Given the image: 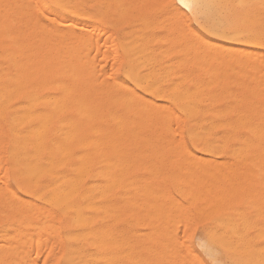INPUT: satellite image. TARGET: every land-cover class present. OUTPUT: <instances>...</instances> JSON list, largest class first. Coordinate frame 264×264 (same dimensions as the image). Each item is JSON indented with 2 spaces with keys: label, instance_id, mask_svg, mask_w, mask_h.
<instances>
[{
  "label": "bare ground",
  "instance_id": "1",
  "mask_svg": "<svg viewBox=\"0 0 264 264\" xmlns=\"http://www.w3.org/2000/svg\"><path fill=\"white\" fill-rule=\"evenodd\" d=\"M130 1L129 0H77L78 3L86 6L85 7L86 15L81 16V17H64V16H62L61 19L68 18L70 23H76L77 24L78 30L87 31L89 36H91L92 33L93 34L95 33V32H93L94 30L96 31V35L99 34L100 31L101 32L105 31L104 33H106L107 29L104 28L105 30L104 29L101 30L102 28L100 26H104L106 24H107L106 26L111 25L110 24L111 22L113 25V23H114L113 20H115L117 18H118L117 20H119V19L124 20L126 15L129 14L128 13V11L130 10L129 8H131V10L134 12L135 9L132 7H135L136 5L132 6V4H134V2L132 3V1H131V3H130ZM144 1L145 0H143V1L140 0V4H144L143 3ZM150 1H151V3L153 1L156 4V3H159L158 1H160V0H158V1L150 0ZM218 1H221V0H218ZM218 1L217 0L216 1L215 0H197V2H201V3L209 2V3L220 4ZM232 1H236V0H232ZM232 1L230 0V2H232ZM239 1L240 0H238L237 2L239 3ZM39 2H40V0H0V60H1V62H3L2 64H0V131L1 130L7 131V145L5 148V153H6V159L9 163L8 166L11 170V177H12L13 181L17 184V186L21 190V192L23 191V193H26V195L28 194V196L30 195V197H35V198H39L42 200V202H41L42 207L41 206L37 207L38 204L35 205V207L37 209L43 208V210L41 212H43L44 214H46V212H47V214H49V215L51 214L50 212H58L64 216V218L66 220L65 223L67 226H65V227L63 226V227L64 228L67 227L66 233L67 232L72 233L71 237L65 236L66 241H67V242L66 241L65 242L67 243V245H70V247L68 248V252H69L70 257L76 262V264H88L89 259H91L85 253V247L83 248L82 244H87V246H88V243H90V244L93 243L94 248H95V249L93 248V250H95L94 251L95 253L94 254L90 253V254H92L93 256H95L97 258V260L94 259V261L96 260V262L101 257L100 256L101 254L98 255V252L101 253L100 251L104 250L107 246L112 247L116 244V243H114L117 240V239L115 240V238H114L115 235L111 236V234L116 233L115 231H117L115 228L112 227L113 223L112 222L107 223L108 225L109 224L111 225L112 229H114L113 233H111L112 229L110 228V226L107 229H102V228H104L103 225L101 228V227H99L100 225H98L97 223H99L100 221H102V223H103V221H105L104 219H108V217L105 218L106 215L109 217L112 216V219L114 218L115 220L111 219V221H113L115 223L120 219L119 218L116 221V215L118 214L117 217H120L119 216L120 212H118L119 208L118 209L115 208V209H117V214H114L113 212H111L113 214L110 215L111 213H109L108 211L113 208L112 207L113 201H110V199L112 200L111 196L119 187L118 185L122 181L125 180V178H126V177L124 178L125 171H129V170H127L128 165H129V167L131 166L129 163L131 154L128 152V150H130V149H138L139 151L142 149L143 150H147V149L148 150H151V149L155 150L156 149V151L158 149L159 150L160 149H168V151H171V149H173L174 151H177V149H184L183 151L186 152L187 148L191 147L192 149H198L204 155V157H201V156L197 157V156H194L193 153L189 154V152H190L189 151L188 154L185 153L182 156L180 155L181 157H178L179 159H181L180 162L182 164H183V162L192 164V162H195V163L200 162L201 163L203 161L205 163V161H210L206 156L215 157L216 155L219 154V152L221 150H227V157L226 158H228V160L232 161L233 163L236 162V164L237 163L256 162L258 160L257 164H255V163L253 164L255 166L258 165L257 166L258 171L256 170V167H253V165L251 163H250V165H252V166L249 167L251 170H249V168L248 169L246 168V169L249 170L248 173L251 176L250 172L254 171L253 168H255V171L252 172L251 177L253 178V174H254V176L258 175V178H256V179L263 182L262 180H264V74L260 73V72L262 70L261 68L264 67V65L263 66L260 65L261 70H259L260 72H258L259 65L257 66L256 63L258 62V59H259L258 53L260 51L259 52L257 51L258 53H256V55H255V52H256L255 49L260 48L258 41L256 43L245 44V43L241 42V38H236L233 40L236 42L238 47H233L229 41L221 42V41H215L211 38H201V37L196 36V38H194V39H193V37L191 38V40L193 39V41L191 43L190 42L188 43V41H186L187 43L185 42V44H184V42H183V44H181L182 42L181 43L178 42V43H180L181 46L178 48L179 50H177V48H176L177 43H175V41H177V40L179 41V39H176L178 37L175 38V37L171 36V37H173V39L175 38L174 40L172 39L176 45L175 49H174V47L172 46L174 43H173V41H171V38L168 35V33L170 32V34H171V31H174V32L176 31V29L173 30L174 28H172V30H171L169 27H171L173 25L174 18H176V16L178 14L175 13V15H173L172 12H171V15H170V13L167 14V16L170 18L172 17V15H173V17L175 16L174 18L173 17L171 18L173 21L172 24H171L170 18H169L170 23L167 22L168 17L165 14V16L167 17V20H166V17L164 16L166 21H164L163 23H165V22L168 23L167 26L170 24V26H168L166 28V30L163 27L166 25V23L163 26H162V24L160 26V23H159L161 20H164L163 17L160 16V17H162V19H161L157 14V17H159V19H161V20L157 19V21L155 22L154 17L153 18L151 17V20L153 19V21L156 24L159 23V26L161 28L163 27L165 32L167 30L169 31V32L168 31L166 32L167 33L166 36L170 38L169 40L171 41V44H170V42H164L165 39L162 40L163 38H166L163 33L161 36H159L158 34H157L158 36H156V34H154V35L151 34L153 36L151 38H154V36L159 37V39L155 38L158 41L153 39L152 44L155 42L156 43L158 42L157 44L159 45V43H161V44H163L162 45L163 47H165L164 46L165 43L170 44L171 46L167 45L170 47L169 51H166L169 48V47L167 48V46L164 48L166 50H163V52H165L164 53L165 56L168 55L166 52L171 53V54L173 53V51L170 52L171 48L173 47L174 50L178 51L177 52L178 55L176 54L174 56L177 58H178L179 54L182 56L181 59H177V60H180L179 62L177 61V63L189 64L190 62L193 61L192 62V63H194L193 65H195L197 67L196 73H197L199 68H201L199 70L203 69L202 71L205 72V73H203V75H206V80L201 82V81L196 80L197 78L191 77V75L193 73H192V70H190L191 75L188 74L189 73L187 70L188 66H187V69L185 68L187 72L184 71V73H179L180 70L178 69L179 71L178 72L176 71V73L178 75H176L174 73V69L176 67L182 69L183 65L180 64V66H182V67H179V65L177 66V64L175 66V64L173 65V61L171 62V65H173V66H168L170 63L167 64V66H166V63H164L163 64L164 66L160 67L159 66L160 64L158 65V63H160V62H158V59L159 58L161 59L162 56L164 58V55H160V54L156 55L153 53L151 54V52H152L151 48H150V52H149V50L146 47V42L148 44V41H146L145 36L140 35V34H133L132 31H130L133 29H129L127 31H123L120 34L118 39L116 38L117 39L116 43L114 40V42H112V44L111 43L108 44L107 42H106L107 44H105V43H103V41L104 40L106 41V39H102L103 40L102 43L105 45V47L107 46V48H108L109 46H112L111 48H109L110 50L111 49L114 50V47L117 46V48L120 51L121 59L126 63L128 69H129L128 74L122 75L121 79H112V81H111L112 83H109L108 80L104 79V78H107V76L104 77L105 76L104 75L103 79L105 80V82H103L104 81L103 79H101V80L99 79V81H98L96 79V76H94L95 73L92 71V69H90V68H92L91 67L92 62H91L90 58L87 56V49H82L79 46V38H75V39L66 38L63 34H59V35L55 34L53 32L45 30L43 28V26L38 23V21H37L38 11L36 9V5ZM50 2H52V0H50ZM146 2L148 3V1H146ZM227 2L228 1L223 0L222 5L224 4L226 6ZM230 2L228 3V5H229L228 8L230 6H232L231 4H233V3L230 4ZM257 2H258V4H257ZM136 3H138L137 0H136ZM240 3H239V5H242V1ZM244 3H245V1H244ZM244 3H243V5H245ZM250 3L252 4L253 0H250L248 5ZM255 4L258 6V8L253 9L254 11L252 10V8H250V7H252V5H250V7H247L248 9L250 8V10H252L253 13H255L256 10H257L256 13L258 12L257 13L258 19H256L254 17V15H257V14H252L250 10H247V12L250 11L249 15H251L252 20H254V22L252 21V24H251L250 19H249L250 21L248 20L249 22L247 21V23H242L243 20L241 21V19H240V21L239 20L237 21L235 16H234V18L236 20V21L234 20L235 22H238L239 24L241 22L242 24H245V25L249 23V25H246V27L251 26L250 27L251 29L246 30L245 27L239 28V26L242 27L244 25H242V24L239 25L237 23L239 25L238 26L234 21H233L234 25H233L232 21H231V23H232L231 25L235 26V24H236V26H238V28L236 27L238 30L235 27L231 28V25L229 27L228 24L230 21L227 22L228 23L227 28L229 27L230 30L231 29L237 30V31L233 30V33H245V34H251L254 36H258L260 34V32L262 30H264V8L261 7V0H259V1L256 0V3L254 0L253 5L255 6ZM129 5H131V7ZM154 5H152V6H154ZM222 5H221V9H222ZM147 6H150L149 3H148V5H146V8H147ZM234 6H236V5H234ZM234 6H233L234 12L235 11L236 12L237 11H245V10H243L244 7L242 8L240 6H239L238 10L237 9L234 10ZM246 6H247V4H246ZM137 7H138V9L139 8L144 9L145 6L139 7V4H137L136 8ZM150 8L151 7H149V9ZM236 8H238V7L236 6ZM224 9L225 8L223 7V13L226 10V9L225 10ZM230 9H231V7H230ZM240 9H242V10H240ZM152 10H154V7ZM214 10H216V9H213V12H214ZM229 10H228V15L233 13L232 10H231L232 13H230ZM143 11H146V10H142V12L141 11L140 12L143 13ZM147 11H148V14L151 13L148 9H147ZM140 12H139V14H140ZM247 12H242V13L239 12V13L243 14V13H247ZM239 13H237L238 16L240 15ZM136 14H137V10H136ZM148 14H147V16H148ZM180 14L178 15L179 18L177 17L179 20H181L180 18L183 19L184 18L183 16H185V15L180 16ZM217 14H218V16L220 15L219 17H221V13L219 14V12H218ZM224 15H225V13H224ZM246 15H248V14H246ZM134 16H137V15H135V13H134ZM241 16H243V15H241ZM89 17H91V19ZM131 17L129 16V18H131ZM141 17H144V16L142 15ZM242 18L244 19V17H242ZM248 18H249V16H248ZM141 19L142 18L139 17L140 21H141ZM228 19L226 18V20L225 19L224 20L227 21ZM22 20H25V22L21 23ZM147 20H149V19H147ZM176 20L177 19H175V22H177V23L175 25L178 24V20L177 21ZM185 20L186 19L184 18L183 24L187 23V22L185 23ZM245 20H247V18ZM140 21L137 23L139 24V23L144 22L143 19L141 22ZM153 21H150V24H151V22L153 23ZM183 21H181V23ZM81 22H85L84 23L85 25H86V22H89L88 24L98 23L99 26L95 27V26H93V24H91L94 28L92 30V28H91L92 26H89L92 30L91 34H90V30H88L90 28H88L86 26L88 28L87 29ZM115 22H117V21H115ZM124 22L125 21H123V23ZM145 22H146V20H145ZM147 22L145 24L144 23H142V24L146 25V24H148ZM244 22H246V21H244ZM119 23L121 24V22H119ZM132 23H134V22H132ZM114 25H117V23ZM154 25H151V26L153 27ZM179 25H180V23H179ZM179 25H177V26L179 27ZM96 26H97V24H96ZM121 26L122 25H120V27ZM129 26H131V25H129ZM184 26L185 25H183V27ZM133 27L134 26H132L131 28H133ZM152 27H151V29H152ZM157 27H158V25H157ZM181 27H179V29ZM185 27L188 28L187 26H185ZM106 28H108V27H106ZM109 28L111 30L112 27L109 26ZM147 28H148V25H147ZM149 28H150V26H149ZM175 28H176V26H175ZM136 29H137V27H136ZM136 29H134V31H136ZM138 29H141V28L139 27ZM145 29H146V27H145ZM145 29H144V32L147 31V29H146V31H145ZM154 29H156L155 26H154ZM183 30H185V29L183 28ZM151 31H153V29ZM151 31H149V32H151ZM112 32H113V30L111 31V34H112ZM138 32L142 33L143 30L138 31ZM149 32H148V35H149ZM156 32H158V31L156 30ZM104 33H102V34L104 35ZM108 33L109 32H107V34ZM176 33H179V31L177 30ZM181 33H179L180 37L182 36ZM102 34H99V36ZM107 34L105 35V37L107 36ZM182 34L186 35V34H184V31ZM192 34H194V33H192ZM96 35H95V37H96ZM148 35H146V36H148ZM108 36H109V40H110L111 39L110 34ZM34 37L36 38V41L34 40ZM186 37H187V35H186ZM151 38L149 39V42H150V40H152ZM184 38H185V36H184ZM32 40H34V41H32ZM166 40L169 41L167 38H166ZM187 40H189L188 37H187ZM113 44H114V47H113ZM150 44H151V42H150ZM150 44H148V46ZM160 46L161 45H159V47ZM162 46H161V48L156 47L157 49H159L158 53L161 52L160 50H162ZM157 49H156V51H157ZM115 50H116V48H115ZM115 50H114V52H116ZM111 52H113V51H111ZM263 52H264V50H263ZM263 52H262V55L264 56ZM155 53H157V52H155ZM174 53H175V51H174ZM262 55L260 54V56H262ZM169 56H171V55H169ZM165 58H167V56ZM172 59H174V58H172ZM189 59H191L192 61L190 60L189 62H187ZM37 60H38V63L40 62L39 63L40 66L36 64ZM161 60H163V59H161ZM261 60H263V59L260 57L259 61H261ZM175 61L176 60H174V62ZM260 63L264 64L262 62H260ZM260 63H258V64H260ZM192 66H191V68H192ZM195 69H194V71H195ZM176 70H177V68H176ZM202 71H200L199 73H201ZM98 72H99V70H98ZM172 72L176 75V77L174 75V77L172 78V76H171ZM262 72H264V70H262ZM258 73H260V74H258ZM97 74L98 73L96 71L95 75H97ZM109 74L111 75V73H108L107 75L109 76ZM203 78H204V76H203ZM96 81H98L99 83ZM100 81H102L103 84L104 83L106 84L107 82L108 83L106 86H102L103 84H101ZM96 83H98V85H95ZM96 89L98 92H96ZM147 96L152 97L154 100L148 99ZM156 101H160V103H157ZM179 118L182 119L186 123V124H184L185 127L182 130V132H179L180 126L178 127L179 123H176V122H178V121H176V119H179ZM174 123H175V125L172 126ZM176 125H177V127H176ZM171 128L175 132L177 131L176 129L178 128L177 133H179L181 139L185 138L187 140L188 146H187V144H184L181 140H177L176 138L179 139L178 136L175 138L174 135H172V137H171L170 133L174 132L171 130ZM150 133L153 135L149 136ZM2 134L3 133H1V136H2ZM169 134H170V136H168L169 137V139H168V137L166 138V136ZM173 134H175V133H173ZM1 136H0V138H1ZM173 137H174V139H173ZM2 143H3V147H4L5 144H4V142H2ZM1 151H3V150H1ZM221 152H223V151H221ZM145 153H147V152L144 151V154ZM155 153L154 154H147L148 157L145 155L147 158L146 159L143 158V159L148 160L147 164L149 163V161H153L156 156L157 157L159 156V154L156 155ZM171 153H173V152H171ZM171 153H169L168 155L170 156ZM134 155H137V154H134ZM176 156H178V155L176 154ZM176 156H174V157L176 158ZM223 156H225V155L223 154ZM133 157H135V156H133ZM174 157L170 156L169 158L171 160H169L168 156L165 157L166 159L168 158L169 162H168V160L163 159V165H166V167L168 169H169L168 166H170V165H173V167H175L174 164L176 162H173V161H175L173 159ZM133 159L136 160L139 158L137 156V158H133ZM212 159L213 158H211V160ZM139 160H142V159H139ZM165 160L167 161L166 162L167 164H164ZM176 160H178V159H176ZM213 161L214 160H212V162ZM134 162H136V161H134ZM134 162H133V164H135ZM219 162L220 161L218 160V163ZM150 163L148 165L147 164H145V165H147L150 168V167H152V165L155 164L154 161H153V164L151 163L152 165ZM156 163H159V161H157ZM169 163H174V164L169 165ZM181 163H179L180 166H181ZM195 163L191 165L193 167L195 165L194 169L196 168ZM204 163L201 164L202 167L204 166ZM209 163H211V162H208V164ZM140 164H142V162H140ZM223 164H224L223 162L220 163V166L222 167V169H223V167L225 168V170H223V173L225 171H227V172L231 171V170L228 171V167H229L228 165L229 164H226V162H225V164H224L225 166H222ZM163 165H162V167H163ZM185 165H188V164H185ZM201 165H199V166H201ZM226 165L228 167H226ZM183 166H184V164H183ZM191 166H190V168H191ZM207 166H209V168H210V165H207ZM157 167H159V166L156 165V167H152V168L157 169ZM204 167H206V166H204ZM211 167H213V166H211ZM233 167H235V166H233ZM131 168H132V166H131ZM138 168H139V166H138ZM209 168L207 169V171H210ZM214 168H216V166ZM240 168L241 167L239 166V171H241V173L244 174L242 172L243 169L240 170ZM159 169H160V167H159ZM177 169L179 172H181L180 168L177 167ZM188 169H186V170H188ZM222 169H220V170H222ZM139 170H140V168H139ZM181 170H182V168H181ZM205 170H204V172H205ZM214 170L218 171L216 173L217 175L218 174L220 175V172H221L220 177H222V171L217 170V168ZM236 170H238V169H236ZM236 170L233 169L232 171H235L236 173H238ZM147 171H148V173H147ZM147 171L145 172L143 169L141 170V172H145V174L146 173L150 174V170H147ZM157 171L159 173L162 170H160V171L157 170ZM173 171H174V169H173ZM195 171H196L195 173H197V172L201 173L202 172V170H198V169ZM131 172H133L132 169H131ZM156 172L151 171L152 175H153V173H156ZM175 172H177V171H175ZM183 172H185V171L183 170ZM183 172L180 174H184ZM204 172L201 173V175L203 174L202 177H204ZM211 172H212V170H211ZM195 173L193 171L191 172V170H190L186 175L189 176V178L193 177V179L192 178L189 179L188 177H185V180H187L186 178H188V180H193V181L197 180L196 178L194 180V176L198 175ZM236 173L233 172L232 175L234 174V176H235ZM126 174H127V172H126ZM129 174L130 173H128V175ZM162 174L163 173H161V175ZM176 174L177 173H175V175ZM209 174H210V176H211V174H213V175L211 176L210 179L204 177V179L202 181L203 183H205L208 179L209 184H210V180H212V177L213 178L217 177L213 172L212 173H210V172L206 173L205 176H209ZM249 174H247V175H249ZM156 175H158V174H156ZM168 175H169V173H168ZM175 175H173V176H175ZM214 175L216 177H214ZM150 176H151V174H150ZM153 176H151L152 179L158 178V177H155V175H153ZM159 176H160V173H159ZM177 176H179V175H177ZM181 176H179V177H181ZM199 176L200 175H198L197 178ZM239 176H241V174ZM250 176H247L250 178V180L244 176H243L244 178L240 179L241 181L240 180L238 181V179L235 178V179H237L236 183H238L239 185L235 184L234 181L232 183V180H231L230 183H232V185L235 184V190L232 188L233 189L232 191H231V187H234V186L231 185V187H229V184H230L229 182L223 183L222 181L221 182L219 181V179H222V178L224 180L225 177H228L231 179V176L230 177L226 176V174H225V177H224V175L222 178L218 177V180L213 179L215 181H211L212 183L210 184L209 187H207L208 189L204 190V188L209 185V184L208 185L206 184V186L202 190V191H205V193L208 192L206 194V197H204V192L201 193L202 191L200 190V188L197 189V191L199 193V190H200L201 192L199 193V196L201 198L203 196L204 198H206V200L208 197L211 196L210 194L213 195V193H211V189L215 190L216 193L214 192V194L218 195L217 193H219L218 191L221 188H222V190H221L222 192L219 193L220 196H221V194L226 193V195H228L229 192L231 193L230 195H228V199L230 198V196H234V195L237 197H235V198L232 197V199H236V198H238V196H241V195H242L241 197L245 196V197H243V199H241V197H239L241 200H243V201L240 200L241 202H244V200H245L244 198H246V195H247V197H248V195H251V196H253L254 194L257 195V196L254 195V199L256 197H259L256 190H259V194L262 197V194H264V191L261 189L264 187V184L263 185L262 184L257 185L258 188H256V190L251 188L253 186L252 184H251L252 186H250V188L253 190H250V188L247 189V187L243 186L246 183V181L244 182L245 179L249 180L248 182L256 180V179H251ZM179 177H177V178L179 179ZM202 177L200 176L201 179H202ZM143 178L144 177L142 176L141 180ZM147 178H149V177H147ZM152 179H150V180H152ZM130 180L128 182H130ZM143 180L144 181H141V182L145 183V181H146L145 178ZM158 180H160V179H158ZM183 180H184V176H183V179L181 178V180H178V181H183ZM185 180L183 183L186 184ZM132 181H134V180H132ZM153 181L152 182L150 181L151 182L150 185L152 187H153V183H155ZM155 181H157V179ZM193 181H192V183H193ZM217 181H218V184H217ZM226 181H229V180H226ZM128 182L126 180L125 184L126 183L127 184L125 186L123 183H121V184H123V187H124L123 189L129 187L130 185H134V184H128ZM147 182H148V179H147ZM170 182L172 183V181H170ZM175 182H177V181H175ZM197 182H198V185L200 183L203 186L202 182H199V180ZM219 182L221 184L220 187H219ZM188 183H190V181ZM192 183H191V185H192ZM256 183H259V181H256ZM213 184H215L214 186H216V187H213ZM223 184H225L226 186L228 184V186L226 187L227 192L223 191V190H226L223 188L225 186V185L223 186ZM246 184H248V183H246ZM150 185L148 184V186H150ZM196 185L197 184L195 183V187H196ZM249 185H250V183H249ZM141 186H142V184H141ZM141 186L138 188V189H140V188L142 189L143 192L139 190L140 192H142L141 194L147 192L149 189L152 188L151 186L148 188L147 185H144L142 187ZM154 186L156 187V185H154ZM246 186H248V185H246ZM195 187H193V188L191 187V189L193 190ZM218 187H219V189H218ZM7 188H8V186H7ZM119 188L122 189V187H119ZM156 188H158V189L152 188L151 190H149L147 192L148 195L151 193L150 191H152V190H153L152 191V193H153L154 189L159 190L160 186H158ZM228 188H230V191L228 190ZM243 188H246L245 189L246 193L244 192ZM131 189H132V191L135 189L137 190V186L135 187V189L134 188H131ZM181 189L179 190L180 192H181ZM188 189L191 190L189 187H188ZM188 189H186V190H188ZM209 189H210V191H208ZM236 189L239 192L238 191L236 192ZM2 190L4 192V189H2ZM5 190H8V189H5ZM162 190L164 191L163 187H162ZM132 191H130V192H132ZM160 191H161V189L158 192L160 193ZM194 191H192L193 193L191 192L192 197H194V195H193ZM261 191H263L262 194H261ZM133 192H132V194H133ZM140 192L136 193V194L140 195ZM174 192H175V189H174ZM240 192H241V194H238ZM243 192H244V195H243ZM121 193H122V191H121ZM147 193H145V195ZM155 193H157V191ZM155 193H154L153 197L156 196ZM181 193H180V196H181ZM184 193H188V192L184 191ZM9 194H14V192L9 193ZM124 194H122V195H124ZM163 194H164V196H162L161 194L159 195L160 199H161V197H163L164 199L166 197H168V196H165V194H166L165 192ZM148 195L146 196V198L151 197L150 195L149 196ZM1 196H2V194H1ZM124 196L126 198L127 195L125 194ZM129 196H130V194H129ZM120 197H123V196H120V194H119V198ZM128 197H127V199H128ZM169 197L173 198L172 194L169 195ZM196 197L197 196H195V198ZM200 197L198 200L201 199ZM212 197L213 196H211V198ZM214 197H216V198L214 199ZM214 197H213L214 200L212 202H215V200H217V199L220 200L218 196H214ZM8 198H10V197H8ZM13 198H14V196H13ZM163 198L161 200H164ZM182 198H184V197H182ZM187 198H189V197H187ZM224 198L227 199V197H225V195H223L222 203H219L221 200L219 202L217 200L218 204L217 205L215 204L216 205L215 207L213 206L214 203L211 204V201L210 202H209V200H207V201L209 202L211 207H214L217 211V207L219 205L221 206V208H223L221 204H225V203L228 204V201L231 199V198L229 200L227 199V202H225ZM248 198H250V197H248ZM263 198L264 197H262L261 199H263ZM132 199L136 200V197H134V198L132 197ZM139 199H141V198H138V200ZM150 199H151V201H148V203L151 202V205H149L147 203H144V204L145 205L147 204L148 207L150 206L151 209H153L154 206H156V204H155V202L153 203V201H152L153 198H150ZM156 199L157 198H155V200ZM175 199L177 201V198H175ZM208 199H210V198H208ZM232 199H231L232 203L230 205L233 204V201H234V203L236 202V200H232ZM256 199H258V198H256ZM15 200H13V201H15ZM28 200H25V201H28ZM133 200H130V201L134 202L135 200L134 201ZM166 200L170 204L169 200L168 199H166ZM21 201H22V199H21ZM38 201H40V200H38ZM125 201H126V199H125ZM127 201H129V200H127ZM130 201L127 204L128 205L130 204L131 209H132L133 204H134L133 206L135 207V210L137 209V207L140 208V210L143 209V208H141L142 206L141 207L137 206L139 201L137 202L136 206H135L136 201L132 205H131ZM143 201H145V200H143ZM170 201L172 202L171 199H170ZM174 201L175 200L173 199V202ZM231 201H229V202H231ZM0 202H2V201H0ZM4 202H7V205H8L7 199H4ZM10 202H12V200ZM140 202H142V201H140ZM156 202H158V200H156ZM258 202H259V199H258ZM16 203H10V206L8 205L10 207V209L9 208L8 209L11 210L10 213L13 212L12 213L13 216H15V213H14L15 210H13V209H15V207H17L16 209L20 208V209L16 210L18 212H19V210H22V208H23L21 204L17 205ZM28 203L25 202L24 204L27 206V205H29ZM32 203L34 204V202H31V204ZM152 203L154 204L153 207H152ZM162 203L164 204L165 202L161 201V204ZM185 203H186V201H185ZM1 204L2 203H0V205ZM3 204H6V203H3ZM31 204L29 205L30 207L27 206L28 207L27 209H29V208L31 209V207H32ZM123 204L125 205V203H123ZM123 204H119V205L122 206ZM161 204L157 205L161 209V211L159 212L160 215L164 213V212H162L164 206L165 205L167 206V204L165 203L164 206L161 207ZM176 204H177V202H176ZM205 204H207V203H205ZM205 204L203 202V205H205ZM70 205H72V206H70ZM113 205H114V202H113ZM139 205H143V202H142V204L140 203ZM145 205H143V206H145ZM172 205H174V203ZM230 205H226V211H228L227 208ZM114 206L118 207L117 205H114ZM130 206H128V208ZM157 206L154 209L155 210L157 209V213H158L159 209ZM35 207H33L31 210L36 209ZM148 207H146V208L148 209ZM150 207H149V209H150ZM168 207H170V206L168 205ZM168 207H166V209ZM171 207L172 208L174 207V209H175V206H171ZM201 207H204V206H201ZM24 208H23V211H24ZM177 208L180 210V209H182V207L180 208V206L178 204V207H176V210H174V212L177 211L179 213V210ZM221 208H218V209L220 210ZM224 208H225V206H224ZM30 209H29L28 213H31ZM40 209H38V212H40ZM129 209H128V212H131V209L130 210ZM154 209L152 211H155ZM199 209H201V208H199ZM233 209H234V207H233ZM9 210H7V211H9ZM44 210L46 212H44ZM122 210H124V208ZM135 210H132V211H134L133 213H135ZM143 210H145V208ZM169 210H170V208H169ZM187 210H188V208H187ZM210 210H211V208H210ZM221 210L219 212L220 214H221V212H223V213L226 212V211H221ZM229 210H230V208H229ZM147 211H149V210H147ZM182 211L184 213L185 210H182ZM89 212H91V213L95 212L96 213L95 216H97V214L103 213V212L105 214L108 212L109 214L107 213L104 216V219L102 218L103 220H101L100 218H95V219H98V222L97 221L94 222V217L92 220V219H90L89 216H87V213H89ZM143 212H145V211H143ZM165 212H166V210H165ZM208 212H210V213L212 212L211 215L214 214L213 211H208ZM3 213H4V211H3ZM5 213H7V212H5ZM5 213H4V215H5ZM20 213L22 214L19 216L21 218L23 217V214H27L24 212L22 213V211H20ZM34 213L37 216V212H34ZM115 213H116V211H115ZM124 213H125V210H124ZM141 213H140V215H143V213L142 214ZM146 213L144 215L146 218L150 217L152 214H155L154 212H152V213L150 212L151 215L149 214L150 215L149 216V215H146ZM166 213L167 214L169 213V215H170V213L173 214L172 211L171 212L167 211ZM215 213H217V212H215ZM219 213H217V214H219ZM16 214H17V216L19 215L18 213H16ZM175 214H176V212H175ZM28 215L31 216V214H28ZM49 215H47V216H49ZM100 215H98V217ZM102 215L100 217H102ZM128 215H129V213H128ZM131 215L129 217H133L132 213H131ZM163 215H165V214H163ZM178 215L179 214H177L176 216H178ZM180 215H181V217L183 216L181 214V212H180ZM207 215L209 216L210 214L207 213ZM9 216H11V214H9ZM42 216H44V215H42ZM47 216H44V217L39 216V217H40V219H42V218H48ZM51 216H53V215H51ZM51 216L49 217V219H46V220H49L50 224L53 223L50 220ZM126 216H127L126 213H125V216H123V214L121 215V217H123V219H124V217L126 218ZM166 216L168 217V215H166ZM205 216H206V214H205ZM205 216H203V217H205ZM25 217L27 219V215ZM37 217H36V219L39 220V218H37ZM135 217H136V215H135ZM145 217H144V221L148 222V226L150 224L149 222H151L155 219L154 217H152L153 220L150 221V219L148 220V218L146 220ZM161 217H162V215H161ZM169 217H168V220H169ZM171 217H173V215ZM55 218H57V217H55ZM55 218H54V222H56ZM158 218H159L158 222L156 221V223H155V220H154L152 223V225L155 224V229L158 226L157 225L158 223L161 224L162 221L165 220V218H160V217H158ZM6 219H5L6 221L4 220L5 222L2 221L3 226H1V227L7 228L8 222H10V221H8V219H9L8 217ZM14 219H13V221L18 220V222H19V219H17V217L16 218L14 217ZM28 219H29V217H28ZM28 219L27 220L23 219V221H29L30 219L29 220ZM36 219H34V220H36ZM131 219L129 221H133L132 222L133 225H134V222H136V224L138 222L139 223L141 222V221H135V218H131ZM140 219L142 220V217L139 218L138 220H140ZM161 219H163V220L160 221ZM172 219L170 221H167V222L171 223ZM9 220H11V219H9ZM46 220L44 219V221H46ZM52 220H53V218H52ZM211 220L214 221V219H211ZM23 221H22L21 225H17V226H21V228L23 229V230H21V236L23 235L22 233L25 230L26 224H28V222L23 223ZM125 221L126 220L124 219L123 224H125ZM127 221H126V223H127ZM144 221L141 223L145 224ZM219 221H220V219H219ZM47 222H45V223L49 224V222L48 223ZM61 222H62V220H61ZM93 222L95 223V225L90 230V225H92ZM132 223H130V224H132ZM169 223L168 224L166 223V224L169 225ZM13 224L11 226H13ZM107 224L105 223L104 226L106 227ZM166 224L163 223L162 227L163 226L165 227ZM30 225L31 224H29L30 230H33L31 228V227H33L34 231H35V228H41L42 225H45V224H44L43 220L42 221L40 220L39 222H37L35 224L36 227L34 225L33 226L32 225L30 226ZM53 226H54L53 228H55L56 224L53 223ZM126 226L130 227L128 225H126ZM143 226L144 225H142V227ZM146 226H147V224H146ZM160 226H158V227L161 230L162 227H160ZM45 227H48V226L45 225ZM50 227H52V225L51 226L49 225V228ZM136 227H137V225H136ZM149 227L151 228L154 226H149ZM42 228H41V231L43 230ZM166 228H168V227H166ZM127 229L125 232L128 231ZM0 230H1V228H0ZM7 230L8 229H6V231ZM13 230H15V228H13L12 231ZM36 230H38V229H36ZM151 230H153V228H151ZM162 230H164V229H162ZM26 231H27V229L25 230V232ZM29 231H27V232H29ZM39 231H35V232H37V234H39ZM41 231H40V234L43 233ZM55 231H56V229L54 230V232ZM17 232L19 235L20 232L18 229H17V231L9 232V233H13V235H15V233H17ZM30 232H33V231H30ZM35 232L32 233L33 236H34ZM46 232L49 233L52 231L48 230ZM131 232H129V233H131ZM150 232L152 233V231H150ZM158 232L160 234L163 231L162 232L158 231ZM164 232L166 234L165 230H164ZM3 233H5V232H3ZM57 233L58 232H56V234ZM132 233L129 235H132ZM145 233L147 234L149 232H144V236H145ZM153 233H155V230H153ZM119 234L121 235V233H119ZM138 234H139V232L135 236L137 237ZM51 235L53 236V233ZM104 235L105 236L110 235L111 238L113 237L111 240V243L114 240V242L112 243L114 245H112V244L107 245L109 242L108 240L110 239L109 237H107L109 239L106 241L107 246L104 248V246H102L105 243V242L103 243V241H102V238ZM116 235H117L116 237L118 239H123L120 237V235H118V234H116ZM141 235H143V233ZM141 235H138V238ZM148 235H150V234H148ZM162 235H164V234L162 233L160 235V237ZM27 236H28V234H27ZM35 236H37V235L35 234ZM39 236H41V235H38L37 242L35 241V243H37V244L40 243L38 240V239H40ZM48 236H49V234H48ZM48 236H46L47 237L46 240L48 241L49 244H51L49 242L50 237L48 238ZM56 236L57 235H55V237L54 236L53 237L57 238L59 235L57 237ZM105 236H104V239H106ZM147 236H145V237H147ZM152 236L154 237L155 235L153 234ZM4 237L6 239V236H4ZM17 237H19V236L16 235V238ZM25 237H26V235L24 236V238ZM32 237H30V235H29V238L34 239ZM53 237H52V239H53ZM134 237H132V238H134ZM141 237H143V236H141ZM169 237H172V236H169ZM7 238L10 239V237H7ZM59 238L61 239V237H59ZM127 238H128V236H127ZM150 238L146 239V241L147 240H148L147 242L155 241V240H152ZM25 239H28V237H26ZM44 239H45V236L41 241H43ZM153 239H156V238H153ZM158 239H159V237H158ZM63 240H65V239L63 238ZM128 240L126 239L125 242H127ZM134 240H135V238H134ZM140 240L141 239H139V241ZM144 240H145V238H143L140 243L144 242ZM6 241H10V240H6ZM11 241H14V240H12V238H11ZM89 241H91V242H89ZM119 241L120 240L117 241L118 245H119ZM158 241H156V243L158 242L157 244L159 246V244L161 245V243H160V240H158ZM3 243H4V241H3ZM136 243H138V242H136ZM156 243L154 242L152 244H154V246H155ZM25 244L27 245L26 242H25ZM127 244H129V242H127ZM132 244L133 243L131 241L129 245L132 246ZM125 245H126V243H125ZM240 245H242V244L240 243ZM115 246H114V249H118V246H116L117 248ZM126 246H128V245H126ZM145 246H146V244H145ZM91 247H92V245H91ZM101 247H103L104 249H102ZM110 247H108V248H110ZM122 247L126 250L129 248V247L125 248L124 246H122ZM134 248H136L135 250L139 251L137 247H134ZM142 248H143V250L145 248V247H143V244H142ZM120 249L123 251V249L119 246V250ZM147 249H148V252H146V254L148 253L147 256L148 255H150V256H148L149 258L147 257L146 260L150 259V257L153 254H155L157 250L159 251V248L158 249L156 248L157 250H154L153 248H151V246L150 247L148 246ZM147 249L145 248V251H147ZM93 250H92V252H93ZM131 250L133 251V253H136L130 247L128 249V252L124 251L127 254H123L124 252L121 254H123L124 256L129 255V251H131ZM149 250L153 251L152 255L149 253ZM162 250H163V248H162ZM4 251H8V249L2 251V248H1V252H4ZM107 251H105V253ZM109 251H111V250H109ZM158 251H157V253H158ZM12 252H11V254L15 255ZM102 252H104V251H102ZM111 252H113V254H114V253L119 252V251L116 250L115 252L114 251H111ZM111 252H109V253L112 254ZM234 252H236V251H234ZM6 253H5V257L7 256ZM138 253L139 252H137V254ZM249 253L250 252H248L247 257L250 256ZM22 254H24V253H22ZM90 254H89V256H91ZM107 254H106V257H107ZM238 254H240V252ZM242 254L244 255L243 250H242L241 255ZM246 254L247 253H245V255ZM8 255H10V254H8ZM123 255H121L119 257L121 258V257H123ZM131 255L132 254H130L129 257ZM159 255H160V252H159ZM159 255H157V256L161 257V255L160 256ZM93 256H92V259L94 258ZM111 256L109 255V257H111ZM117 256H118V254L115 255L116 258H117ZM132 256L130 259H132ZM115 257L113 256L112 258L114 259V261L115 260L117 261L118 258L116 259ZM125 257L128 258V256H125ZM140 257H141V254H140ZM247 257H245V258H247ZM2 258H4V255H3V257H1L0 260H2ZM14 258L16 259V257H14ZM112 258L110 261V262H112L111 264H113V262H114ZM133 258L135 259V261L132 260L133 263L130 262V264H134V263L137 264V262L142 264L143 262H145V260H144L141 263V261L139 259L137 261L136 258H138V257H136V258L133 257ZM153 258L154 257H151V260H153ZM87 259H88V261H87ZM100 259H102V258H100ZM105 259L103 257V259H102L103 262ZM4 260H6V259H4ZM8 260L9 259H7V261ZM108 260H110V258H108ZM108 260L106 259L105 261L109 262ZM128 260H129V258H128ZM7 261H5V263ZM103 262L102 263L99 262V263L105 264V262L104 263ZM107 262H106V264H107ZM115 262H114V264H115ZM157 262H159V261H157ZM91 263L95 264V263H93V261H91ZM91 263H89V264H91ZM108 264H110V263H108ZM119 264H121V262H119ZM122 264H124V262Z\"/></svg>",
  "mask_w": 264,
  "mask_h": 264
},
{
  "label": "rangeland",
  "instance_id": "2",
  "mask_svg": "<svg viewBox=\"0 0 264 264\" xmlns=\"http://www.w3.org/2000/svg\"><path fill=\"white\" fill-rule=\"evenodd\" d=\"M130 1V0H129ZM132 1V3L134 2V4H132V6H137V4H139V7H141V6H145L144 7V9H138V7L136 8V6L135 7H132V8H134L135 10H134V12L131 10V8H129L130 10V12L128 11V13L129 14H127L126 15V17L124 18V20L123 21H125L124 23L122 22V20H117V19H115V20H113L114 21V23H113V25L114 24H116L117 23V25H116V27H113V25H112V22L110 23L111 25H108V26H106V25H104V26H100L102 29L101 30H103L104 28L105 29H107L106 31L107 32H109L108 34H107V32L106 33H104L105 31H103V32H99V34H102V33H104V35H103V39H106V41L104 42L103 40H100L101 42H100V45H102L103 43H105V44H112V42H114V40H115V43L117 42V39L119 38V36H120V34L123 32V31H127V30H129V29H133V30H130V31H132V33L133 34H140V35H143V36H145V38H146V41H148V44H150V42H151V44L148 46V44H147V42H146V47H147V49L149 50V52H150V48H151V54L153 53V54H156V55H164V58H163V56H162V58L161 59H163V60H161L160 58L158 59V62H160V63H158V65L160 66V67H163L164 65V63H166V66H167V64H169L168 66H173L174 64H175V66H176V64H177V66L179 65V67H182V66H180V64L179 63H177V61L179 62L180 60H177V59H181V55L179 54V56H178V58L177 57H175L174 55H176L177 54V50H179L178 48L181 46L180 45V43L181 44H183V42H184V44H185V42L186 41H188V43L190 42H192L193 41V39L194 38H196V36L197 37H201V36H199L197 33H195V32H193L192 30H191V27H190V25H189V23H188V20H189V17L188 16H183V14L181 15L179 12H172L173 13V15H175V13L176 14H180V16H183L186 20H185V23L187 24H183L184 23V18L182 19V18H180L181 20H179L178 18V15L176 16V18H174L173 17V15H172V17L174 18V22L172 21V17L170 18V17H168L167 16V14H166V16L168 17V20H167V17L165 16V14H163V13H156V11H155V8H154V10H152L153 9V6L152 5H154L155 4V2H153L152 1V3H151V1L150 0H145L143 3L144 4H140V0H137L138 1V3H136V0H131ZM131 1H130V3H131ZM143 1V0H142ZM146 1H148V3H149V5L150 6H147V8H146V5H148V3L146 2ZM155 1V0H154ZM156 1H158V0H156ZM216 1V0H215ZM218 1V0H217ZM225 1V0H224ZM226 1H228L227 2V7L223 4L222 5V2H223V0H221V1H218L221 5H222V9H221V7H219V9L218 8H216V10H214V13L218 16V12H219V14L221 13V17H223V20L225 19L226 20V18L228 19L227 21H225L226 22V26H227V22L228 21H230L229 22V27H230V25L233 23V25H234V22L237 20H239L240 21V19H241V21L243 20V22L242 23H247V21L250 19L251 20V24H252V21L254 22V20H252V16L251 15H249L250 14V11H251V13L252 14H257L256 13V11H255V13H253V9H256V8H258V6L255 4V6L253 5V3H254V0H253V3L251 4H249L248 5V3H249V1L250 0H240L239 1V3L242 1V5H243V3H244V1H245V5L247 4V6H245L244 8H243V10H245V11H233V6L234 5H236L238 8H236V6H234V10L235 9H239V3L237 2L238 0H236V1H232V2H230V0H226ZM248 1V2H247ZM259 1V0H258ZM159 3H156L155 5H160V4H162V3H164L165 2V0H160V1H158ZM230 2V4L231 3H233V4H231L232 6H230L231 7V9H230V7L228 8V3ZM235 2V3H234ZM247 2V3H246ZM142 3V2H141ZM226 3V2H225ZM255 3H256V0H255ZM220 4H218V5H220ZM241 4V3H240ZM257 4H258V2H257ZM250 5H252V7H250ZM130 7H131V5H129ZM254 6V7H253ZM149 7H151L150 9H149ZM223 7L227 10H225L224 11V13H225V15H224V13H223ZM241 7V6H240ZM247 7H250V8H252V10H250V8L248 9ZM146 8V9H145ZM246 8V9H245ZM147 9L151 12H149L150 14H148V11H147ZM230 9V10H229ZM136 10H137V14H136ZM142 10H146V11H143V13H141L142 12ZM221 12H220V11ZM228 10H229V12L230 13H232V14H230V15H228ZM231 10H232V12H231ZM240 10H242V9H240ZM247 10H250L249 12H247ZM140 12V14H139V12ZM186 11V10H185ZM239 12H247V13H243V14H241V13H239ZM131 13V14H130ZM133 13V14H132ZM134 13H135V15H137V16H134ZM145 13V14H144ZM148 14V16H147V14ZM154 13V14H153ZM237 13H239L240 15L238 16V14ZM157 14H158V16L160 17V16H162L163 17V19L164 20H161L162 19V17H160L161 19H159V17H157ZM169 14V13H168ZM223 14V15H222ZM234 14V15H233ZM246 14H248V15H246ZM144 16V17H141V16ZM152 15V16H151ZM155 15V16H154ZM170 15H171V12H170ZM169 15V16H170ZM232 15V16H231ZM241 15H243V16H241ZM128 16V17H127ZM129 16L131 17V18H129ZM147 18H146V17ZM166 17V20H167V22H169V18H170V21H171V24H172V22H173V27L171 26V27H169L171 30H172V28H174L173 30H175L176 29V31L174 32V31H171V34H170V32L168 33V35L170 36V38H171V41H173L176 37H178V38H176V39H179V41L177 40V41H175V43H177L176 45L178 46H176L175 45V43H174V41H173V47H174V49H175V46H176V48H177V50H174L173 49V47L171 48V50H170V52L171 51H173V53L171 54V53H168V52H166L168 55H166L167 56V58H165L166 56H165V52H163V50H166V49H164L167 45H170L171 44V41L169 40L170 38L169 37H167L166 35H167V31L165 32V30H166V28L168 27V26H170V24L167 26V24L168 23H166V25L165 26H163L165 23H163L164 21H166L165 20V17ZM220 16V15H219ZM234 16H235V18H236V20H235V18H234ZM237 16V17H236ZM247 16V17H246ZM248 16H249V18H248ZM139 17L140 18H142L143 19V21L144 22H142V23H146L147 21V23L148 24H146V25H143L142 23H137V22H139L140 20H139ZM151 17L153 18L154 17V21L156 22L157 21V19L158 20H161L159 23H160V26H161V24H162V26L165 28V30H164V28L162 27H160L159 26V23L158 24H156L154 21H153V19L151 20ZM178 17V18H177ZM234 19H233V18ZM242 17H244V19L242 18ZM254 17L256 18V19H258V14L257 15H254ZM253 17V18H254ZM247 18V20H245ZM254 18V19H255ZM128 19V20H127ZM132 19V20H131ZM142 19H141V21H142ZM147 19H149L150 21H153V23L155 24H153L152 22H151V24H150V21L149 20H147ZM175 19H177L178 20V24L177 25H179V23H180V25H179V27H183V25H185V26H187L188 28H186L185 26L183 27L185 30H183V28L181 27L180 29H179V27L177 26V25H175L177 22H175ZM232 19V20H231ZM145 20H146V22H145ZM176 20V21H177ZM235 20V21H234ZM249 20V21H250ZM115 21H117V22H115ZM121 22V24L119 23V22ZM140 21V22H141ZM181 21H183L182 23H181ZM231 21H232V23H231ZM234 21V22H233ZM244 21H246V22H244ZM248 21V22H249ZM22 22H25V20H22L21 21V23ZM132 22H134V23H132ZM162 22V23H161ZM85 27L87 26L88 28H90L89 26H92L91 24H93V26H95V27H98L99 26V24L98 23H90V24H88L89 22H86V25L84 24L85 22H81ZM170 23V22H169ZM236 24L238 23V22H235ZM241 22H240V24H242ZM27 24V23H26ZM96 24H97V26H96ZM126 24V25H125ZM142 24V25H141ZM236 24H235V26H233V25H231V28H238V26L240 25L239 23V25L238 26H236ZM119 25V26H118ZM120 25H122L121 27H120ZM129 25H131V26H129ZM136 25V26H135ZM138 25V26H137ZM147 25H148V28H149V26H150V28L148 29L147 28ZM151 25H154L155 26V28L156 29H154V26L152 27ZM157 25H158V27H157ZM176 26V28H175V26ZM242 25H244V26H239V28H246V30L247 29H251L250 27L251 26H248V27H246V25H249V23L248 24H242ZM91 27L92 28V30H93V28L94 27ZM109 26H111L112 28H111V30H110V28H109ZM118 26V27H117ZM132 26H134L133 28H131ZM86 27V28H87ZM106 27H108V28H106ZM120 27V28H119ZM136 27H137V29L140 27L141 29H136ZM144 27V28H143ZM145 27H146V29H147V31H146V29H145ZM151 27H152V29H153V31H151L152 29H151ZM228 27V28H229ZM87 28V29H88ZM91 28L90 29H88V30H90V34H91ZM115 28V29H114ZM117 28V29H116ZM122 28V29H121ZM236 28V29H237ZM104 29V30H105ZM134 29H136V31H134ZM144 29H145V31L146 32H144ZM182 29V30H181ZM189 31H188V30ZM236 29H231L230 30V28H229V30L231 31V32H233V30H236ZM113 30V32H112V34H111V31ZM141 30H143V32L142 33H139L138 31H141ZM151 31V32H149V31ZM156 30L158 31V32H156ZM177 30L179 31V33H183V31H184V34H186L187 35V37L189 38V40H187V37H186V35H183L182 33H181V37L184 39H182L181 37H180V34L179 33H176L177 32ZM181 30V31H180ZM187 30V31H186ZM238 30V29H237ZM236 30V31H237ZM93 32H95L94 34L92 33V35L91 36H95L96 35V31L94 30ZM148 32H149V35H148ZM173 32V33H172ZM186 32V33H185ZM98 33V32H97ZM162 33L164 34V36L169 40V41H167L166 40V38H163L162 40H164L165 39V41L164 42H170V44H166L165 43V47H163L162 45L163 44H161V43H159V45H161L162 46V50H160L161 52L160 53H158V51H159V49H157L158 47H159V45L155 42V43H153L152 44V41H153V39H155V38H157V39H159V37H155L154 36V38H151V37H153L152 35H154V34H156V36H161L162 35ZM192 33H194V34H192ZM99 34H97L96 35V38H98V37H100L99 36ZM107 34V38L105 37V35ZM110 34V40H109V35ZM148 35V36H146V35ZM152 34V35H151ZM158 34V35H157ZM176 36H175V35ZM197 34V35H196ZM112 35V36H111ZM179 35V36H178ZM98 36V37H97ZM171 36H173V37H175L174 39H173V37H171ZM184 36H185V38H184ZM152 39V40H150V42H149V39L150 38ZM163 37V36H162ZM193 37V39L191 40V38ZM117 38V39H116ZM201 38H211V39H213V40H215V41H221V42H225V41H229L230 42V44L233 46V47H238V45L236 44V42L233 40V39H225L224 38V36H223V34H221V35H208V36H206V37H201ZM33 39V38H32ZM157 39H155V40H157ZM173 39V40H172ZM34 40L36 41V38L34 37ZM34 40H32V41H34ZM113 40V41H112ZM161 40V39H160ZM102 41H103V43H102ZM110 41V42H109ZM158 41V40H157ZM107 42V43H106ZM160 42V41H159ZM163 42V43H164ZM178 42H180V43H178ZM114 43V44H115ZM187 43V42H186ZM114 44H113V47H114ZM104 45V44H103ZM102 45V46H103ZM153 45V46H152ZM105 46V45H104ZM109 46V45H108ZM152 46V47H151ZM161 46L159 47V48H161ZM171 46V45H170ZM107 47V46H106ZM112 46H109L108 47V50L109 51H113V54L114 55H118V57H119V59H121V56H120V51H119V49L117 48V46H115L114 47V50H115V48H116V52H114V50L113 49H109V48H111ZM149 47V48H148ZM157 47V48H156ZM169 46H167V48H168ZM153 49V50H152ZM156 49H157V51H156ZM169 49H170V47L168 48V50H166V51H169ZM263 50L264 49H261V48H256L255 49V55H256V53H258L259 51L261 52H263ZM174 51H175V53H174ZM258 51V52H257ZM155 52H157V53H155ZM258 53L259 55V59H258V62L256 63L257 64V66L259 65V67H258V72H260L259 70H264L263 68L264 67H262L261 69H260V65H264V64H261L260 62H262V63H264V56L262 55V52L261 53ZM117 53V54H116ZM94 54V53H93ZM260 54L263 56H260ZM263 54H264V52H263ZM169 55H171V56H169ZM178 55V54H177ZM257 57V56H256ZM260 57L263 59V60H261V61H259L260 60ZM172 58H174V59H172ZM122 60V59H121ZM174 60H176L175 62H174ZM191 59H189L187 62H189ZM173 61V65H171V62ZM192 61V60H191ZM257 61V60H256ZM193 62V61H192ZM192 62H190L189 64H187V63H185V64H181V65H183V68L182 69H180V68H178V67H176L177 68V70H176V68L174 69V73L176 74V75H178L177 73H176V71L178 72L179 70V73H184V71H186V69H187V66H188V74H190L191 75V72H190V70H192V75H191V77H194V78H197L196 80H198V81H205L206 80V75H203V73H205L204 71H202V70H199V69H201V68H199L198 69V71H197V73H196V70H197V67L195 66V65H193L194 63H192ZM3 62H1V60H0V64H2ZM40 63V62H39ZM38 63V60H37V65H39L40 66V64ZM192 63V64H191ZM258 63H260V64H258ZM92 64V63H91ZM185 65V66H184ZM192 66V68H191V66ZM36 67V66H35ZM92 67V66H91ZM107 67H108V69L110 70L111 69V63H108L107 64ZM186 68V69H185ZM196 68V69H195ZM90 69H92V68H90ZM89 69V70H90ZM179 69V70H178ZM194 69H195V71H194ZM99 70V69H98ZM98 70H97V73H98ZM262 70H261V72L260 73H263L264 74V72H262ZM93 71V70H92ZM100 71V70H99ZM200 71H202L201 73H199ZM187 72V71H186ZM108 73H111V70L110 71H108ZM108 73H106L105 74V76L104 77H106L107 76V78H108ZM173 72H172V74H171V76H172V78L174 77V74ZM260 73H258V74H260ZM96 74V73H95ZM94 74V76H96V79H97V75H95ZM187 74V73H186ZM195 74V75H194ZM110 75V74H109ZM176 75H175V77H176ZM200 76V77H199ZM203 76H204V78H203ZM121 77H122V75H120V74H118L117 76H114L113 77V79H121ZM107 78H104V79H106V80H108ZM95 79V80H96ZM101 79H103V77L102 78H100V80ZM103 79V80H104ZM98 80V79H97ZM102 80V81H103ZM99 81V80H98ZM98 81H96V82H98ZM102 81H100L101 82V84H103L102 83ZM109 81V80H108ZM112 81V80H111ZM111 81H109V83H112ZM95 82V81H94ZM93 82V83H94ZM103 82H105V80L103 81ZM99 83V82H98ZM98 83H96L95 85H98ZM108 83V82H107ZM107 83L105 84H103L102 86H106L107 85ZM99 87V86H98ZM96 92H98L97 91V89H96ZM147 98L148 99H150V100H154L152 97H150V96H147ZM157 103H160V101H156ZM181 120V121H180ZM175 121V120H174ZM173 121V122H174ZM176 121H178V122H176V123H179L178 124V127L180 126V128H179V132H182V130L184 129V127H185V125L184 124H186L182 119H176ZM172 122V123H173ZM171 123V124H172ZM182 124V125H181ZM175 125V123L172 125V126H174ZM171 126V127H172ZM176 127H177V125H176ZM175 128V127H174ZM171 130L172 131H174L172 128H171ZM177 131L175 132H172V133H170L171 134V137H172V135H174V137L176 138L177 136L179 137V139L178 138H176L177 140H181L184 144H187V140L184 138V139H181L180 138V135H177V132H178V128L176 129ZM181 130V131H180ZM2 131V132H1ZM0 131V136H1V133H3L2 134V136H1V138H0V201H2V202H0V203H2L1 205H0V228H1V230H0V256L1 257H3V255H4V258H2V260H0V264H32V262L34 261V260H36L37 259V253H39L40 255H42V256H48V252H49V250L52 248V244H49L48 243V241L46 240V236H48V234H49V236H48V238H49V242H50V240H52V237L54 236L55 237V235H59L57 238H55V239H57V241H58V243L59 242H61V241H63V243L65 244L67 241H66V238H65V236L64 237H61V233H66V230H67V227L66 228H64L65 226H67L66 225V220H65V218H64V216L61 214V213H58V212H50L51 214L49 215V214H47V212L44 210V212H46V214L47 215H49V216H47L46 214H44L43 212H41L42 210H43V208H38V209H40V212H38V209L35 207V205H37L38 204V206L37 207H42V205H41V202H42V200L41 199H39V198H35V197H30V195L28 196V194L26 195V193H23V191L21 192V190L18 188V186H17V184L13 181V179H12V177H11V170H10V168H9V163H8V161H7V159H6V153H5V148H6V145H7V131L6 130H1ZM173 133H175V134H173ZM170 134L169 135H167L166 136V138L168 137V136H170ZM5 135V136H4ZM153 134H149V136H152ZM176 135V136H175ZM3 137V138H2ZM174 137H173V139H174ZM168 139H169V137H168ZM175 139V140H176ZM2 142H4V144H5V146L3 147V143ZM187 146H188V144H187ZM4 148V149H3ZM1 150H3V151H1ZM162 150V151H161ZM176 150V149H175ZM184 149H177V151H174L173 149H171V151H168V149H158L157 151H156V149L155 150H153V149H151V150H138V149H130V150H128V152L131 154V157H130V165L132 166V168H131V166L129 167V165H128V168H127V170H129V171H125V175H124V178H125V182H126V180H127V182L130 180V182H128V184H134V185H130L129 187H127V188H125V189H123L124 187H123V184H124V186L127 184H125V182L124 181H122L121 183H123V184H119L118 186L119 187H122V189H120L119 187L117 188V190L113 193V195L111 196L112 197V200L110 199V201H113L114 202V205H117L118 207H116V206H114L113 205V202H112V209H110L108 212L109 213H111V212H113L114 214H117V209L119 208V210H118V212H120V214H119V216L120 217H117V215H116V221H117V219H119L116 223L115 222H113V221H111V219H112V216L111 217H109V216H107L106 214L108 213H99V214H97V216H95L96 215V213L94 212V213H91V212H89V213H87V216H89L90 217V219H92L93 220V217H94V222H98V219H95V218H100L101 220H103L104 219V216H105V218H107L108 217V219H104L105 221H103V223H102V221H100L99 223H97L98 225H100L99 227H101L102 228V225H103V227L104 228H102V229H107V228H109V226H110V228L112 229V227L113 228H115L117 231H115L116 233H113V231H114V229H112L111 231V233H113V234H111V236L112 235H115L114 236V238H115V240H116V242H114V240L112 241V243L114 242V243H116L115 245L116 246H118V249H114V244H112L111 243V240H112V238L110 237V235H108V236H105V238L106 239H104V236H103V238H102V241H103V243H104V245H102V246H104V248L107 246V245H114V246H112V247H110V246H107L105 249L103 248V247H101L102 249H104V250H99L101 253H99L98 252V255L99 254H101L100 256V258H102L103 259V257H104V259L106 258L107 260H108V258H110V260H108L109 262H107V261H105L104 260V262H105V264H106V262H107V264L108 263H112V262H110L111 261V258L114 256L115 257V255L116 254H118V256H117V263L119 264V262H121V264L124 262V264L126 263V264H130V262H132V260H134L135 261V259L133 258V257H138V258H136L137 259V261H138V259L141 261V263H142V261H144L145 260V262H143L142 264H183V262L186 260V259H189V257H187V255H186V249H187V246H186V248H185V254H183V255H178L177 254V251H176V248H177V242H176V236H177V233H176V224L177 223H179V221L181 220V219H183V218H186V216H187V214L189 213V212H191V211H194L195 210V212L198 214V215H201V216H205V214H206V216H205V218L206 219H214V221H216L214 224H212L211 226H210V232L209 233H206V235L209 237V239L210 240H212V242L213 243H215V244H218V245H220V247H221V251L224 253V258H229V259H232V260H236V261H240V262H242V264H259V262H260V260H261V258H264V248H261V244L262 243H264V198L263 199H261L262 197H264V194H262V192L264 191V187L261 189V190H263V191H261V194H262V197L260 196V194H259V190H256V188H258V186L257 185H259V184H264L263 182H264V180H262L263 182H261L260 180H258V179H256V178H258V175H256V176H254V174H253V178L251 177L252 176V172H254L255 171V168H253L254 169V171H252V172H250L251 173V176H250V174L248 173V171L249 170H251L249 167L250 166H252L254 163L255 164H257V162H258V160L256 161V162H248V163H237L236 164V162H232V161H229L228 160V158H226L227 157V150H221V151H223V152H219V154L218 155H216L215 157H210V156H206L210 161H205V163H204V161L203 162H192V164H196V168L194 169V167H195V165H194V167L193 166H191L192 164H189V163H185V162H183V164H184V166H183V164L180 162V160L181 159H179L178 157H181L182 155H184L185 153H187L188 154V152H189V154H192L193 153V155L194 156H197V157H199V156H201V157H204V155L202 154V152H200L198 149H192L191 147H188L187 148V150H186V152L185 151H183ZM144 151L145 152H147V153H145L144 154ZM159 151V152H158ZM165 151V152H164ZM182 153H181V152ZM156 152V153H155ZM158 152V153H157ZM164 152V153H163ZM171 152H173V153H171ZM141 153V154H140ZM156 154V155H158L159 154V156L157 157H155L154 158V162H155V164L154 165H152L153 164V161H149V163L152 165V167H156V165L157 166H159L160 167V169H159V167H157V169L156 168H152V167H148L147 165L149 164H147V162H148V160H144V159H146L147 157H148V155L147 154ZM163 153V154H162ZM169 153H171L170 154V156L172 157H174V156H176V154L178 155V156H176V158L174 157L173 159L175 160V161H173V162H176L175 164L174 163H169V165L170 164H174L175 165V167H173V165H170V166H168L169 167V169L166 167V165H163V159H166L165 157H167L168 156V158L170 157L168 154ZM175 153V154H174ZM221 153V154H220ZM4 154V155H3ZM134 154H137V155H134ZM144 156H143V155ZM223 154L225 155V156H223ZM140 155V156H139ZM147 157H146V156ZM165 155V156H164ZM167 155V156H166ZM181 155V156H180ZM133 156H135V157H133ZM137 156H138V158L139 159H142V160H139V159H136V160H134L133 158H137ZM142 156V157H141ZM161 156V157H160ZM5 157V158H4ZM144 158V159H143ZM158 158V159H157ZM160 158V159H159ZM168 158L166 159V160H168ZM211 158H213L212 160H214L213 162H212V160H211ZM157 159V160H156ZM176 159H178V160H176ZM156 160V161H155ZM165 160V162H164V164H167L166 161ZM169 160H171L170 158H169ZM169 160H168V162H169ZM218 160L220 161L219 163H218ZM223 160V161H222ZM2 161V162H1ZM4 161V162H3ZM132 161V162H131ZM134 161H136V162H134ZM145 163H144V162ZM157 161H159V163H156ZM178 161V162H177ZM225 164V162H226V164H229L228 166L226 165V167H228V171L229 170H231V171H229V172H227V171H225L224 173H223V170H225V168L223 167V169H222V167L220 166V163H222V162ZM133 162L135 163V164H133ZM139 162V163H138ZM140 162H142V164H140ZM208 162H211V163H209L208 164ZM217 164H215V163ZM144 163V164H143ZM179 163H181V166L179 165ZM198 163V164H197ZM204 163V166H206V167H202V165L201 164H203ZM232 163V164H231ZM250 163L252 164V165H250ZM138 164V165H137ZM145 164H147V165H145ZM177 164V165H176ZM185 164H188V165H185ZM210 165V168H209V166H207V165ZM212 164V165H211ZM214 164V165H213ZM222 165V166H225V165ZM231 164V165H230ZM134 165V166H133ZM136 165V166H135ZM162 165H163V167H162ZM199 165H201V166H199ZM138 166H139V168H140V170H139V168H138ZM142 166V167H141ZM146 166V167H145ZM178 168H180V171L181 172H179L178 171V169H177V167ZM180 166V167H179ZM185 168H183V167ZM190 166H191V168H190ZM198 166V167H197ZM211 166H213V167H211ZM216 166V168H217V170H220V169H222V170H220V171H222V177H223V175H224V177H225V174H226V176H231V179L230 178H228V177H225V181L223 180V178L222 177H220L221 176V172H220V175L218 174H216L218 171H215L214 169H216V168H214ZM218 166V167H217ZM233 166H235V167H233ZM239 166L241 167L240 168V170H242V172L244 173V174H242L241 173V171H239ZM243 166V167H242ZM258 165H253V167H256V170L258 171V167H257ZM135 167V168H134ZM221 167V168H220ZM237 167V168H236ZM132 169V171L133 172H131V169ZM134 168V169H133ZM146 170H145V169ZM181 168H182V170H181ZM191 170V172L193 171L194 173L196 172L195 170H202V172H204V170H205V172H204V177L205 178H211V176L213 175V174H211V176H210V174H209V176H205L206 175V173H214L215 175H214V177H216V178H213L212 177V180H210V184L212 183L211 181H215V180H213V179H216V180H218V177H220V178H222V179H219V181L221 182H223V183H230V181L232 180V183H233V181H234V183L235 184H237V185H239L238 183H236V180L238 179V181L240 180V179H242V178H244V177H247V176H250L251 177V179H256L255 181H250V182H248L249 180H250V178L249 177H247L249 180H244V182L246 181V183H248V184H242L243 186H245V187H247V189H249L250 188V186H252L251 188H253V189H255L256 191H257V193H258V195H259V197H256V198H258L259 199V202H258V199H254V195L253 196H251V195H248V197H250V198H248L247 197V195H246V198H244L245 200H244V202H241V201H243V200H241V199H243V197H245V196H243V197H241V196H238V198L239 197H241V199L239 198H236V199H232V197L233 198H235V197H237V196H230V198L232 199V200H236V202L234 203V201H233V204L232 205H230L231 203H232V201H231V199L229 200L228 199V195H230L231 193L229 192L228 193V195H226V193L225 194H221V196H220V192H222L221 190H222V188L218 191L219 193H217L218 195H216V194H214V192L216 193V191L215 190H212L211 188V193H213V195L212 194H210L211 196H220L219 197V199L221 200H218V202L219 203H222V197H223V195H225V197H227V199L229 200V201H231V202H229L228 201V204L227 203H225V204H221L222 205V207L223 208H221V206L219 207H217V211H216V209L214 208L218 203H217V200H215V202H212L216 197H214V199H213V197L211 198V196L210 197H208V198H210V199H208L207 198V200H209V202L211 201V204H213L214 203V207H211V205L209 204V202L206 200V198H204V197H206V194L208 193V192H206L205 193V191H202L203 190V188L206 186V184L208 185L209 184V181H208V179H207V181L205 182V183H203L202 181H203V179H204V177H202L203 176V174L201 175V173H199V172H197V173H195V174H198V175H200L201 177H202V179L200 178V176L197 178V176L195 175L194 176V180H195V178L197 179V180H195V181H193V180H188V178H189V176H187L186 174L190 171L189 169ZM200 168V169H199ZM205 168V169H204ZM209 168V170L210 171H207V169ZM234 170H236V169H238V170H236L238 173H236L235 171H232L233 169ZM249 168V170H247V169ZM144 170L145 172L147 171V170H150V174H151V176H153V175H155V177H158V178H156L157 179V181H155L156 179L154 178V179H152L151 178V176H150V174H147L148 173V171H147V173L145 174V172H141V170ZM173 169H174V171H173ZM177 169V170H176ZM186 169H188V170H186ZM193 169V170H192ZM204 169V170H203ZM252 169V170H253ZM136 170V171H135ZM157 170H162V171H160L159 173H160V176H159V173H158V171ZM183 170L185 171V172H183ZM211 170H212V172H211ZM227 170V169H226ZM139 171V172H138ZM151 171H157L156 173H153V175H152V173H151ZM170 171V172H169ZM175 171H177V172H175ZM188 171V172H187ZM207 171V172H206ZM215 171V172H214ZM126 172H127V174H126ZM135 172V173H134ZM177 173L176 175H175V173ZM184 173V174H180V173ZM227 172V173H226ZM231 172V173H230ZM236 173L235 174V176H234V174L232 175V173ZM128 173H130L129 175H128ZM133 173V174H132ZM161 173H163L162 175H161ZM165 173V174H164ZM168 173H169V175H168ZM173 173V174H172ZM179 173V174H178ZM230 175H229V174ZM249 174V175H247V174ZM156 174H158V175H156ZM172 174V175H171ZM241 174V176H239ZM173 175H175V176H173ZM177 175H179V176H181V177H179V176H177ZM244 177H243V176ZM247 175V176H246ZM142 176L145 178V183L143 182H141V181H144L143 179L141 180V178H142ZM164 176V177H163ZM167 176V177H166ZM173 176V177H172ZM183 176H184V180H185V177H188V178H186L187 180H185V182H186V184L185 183H183L184 182V180L183 181H178V180H181V178L183 179ZM238 176V177H237ZM136 177V178H135ZM141 177V178H140ZM147 177H149L150 179H152V180H150L149 178H147ZM154 177V176H153ZM175 177V178H174ZM177 177H179V179L177 178ZM139 178V179H138ZM148 179V182H147V179ZM166 178V179H165ZM192 179H193V177H191ZM191 178H189V179H191ZM235 178H237V179H235ZM158 179H160V180H158ZM170 179V180H169ZM201 179V180H200ZM235 179V180H234ZM132 180H134V181H132ZM139 180V181H138ZM154 180V181H153ZM168 182H167V181ZM174 180V181H173ZM199 180V182H202L203 183V186L199 183V185H198V181ZM226 180H229V181H226ZM153 181V182H155V183H153V187L150 185V183ZM170 181H172V183L170 182ZM175 181H177V182H175ZM190 181V183H188V182ZM192 181H193V183H192ZM241 181V180H240ZM256 181H259V183H256ZM134 182V183H133ZM141 182V183H140ZM220 182H219V187H220ZM243 182V183H244ZM191 183H192V185H191ZM195 183L197 184L196 185V187H195ZM214 183V182H213ZM232 183H230L229 184V187H231V185H232ZM249 183H250V185H249ZM139 184V185H138ZM141 184H142V186H144V185H147L148 186V184L152 187V188H155V189H158V188H156V187H158V186H160V188H159V190L161 189V191H160V193L158 192L159 190H155L154 189V192L152 193V191H150L151 193L149 194L151 197H147L146 198V196L148 195V191L149 190H151V189H149L147 192H145V193H147L146 195H145V193H143V194H141L143 191H142V189L140 188V189H138L140 186H141ZM189 184V185H188ZM205 184V185H204ZM210 184L208 185V186H206L205 188H204V190H206V189H208L207 187H209L210 186ZM217 184H218V181H217ZM235 184H233L232 186H234V187H231V191L234 189L235 190ZM241 184V183H240ZM252 184V185H251ZM8 186V188H7V186ZM154 185H156V187L154 186ZM182 185V186H181ZM187 185V186H186ZM215 184H213V187H216V186H214ZM225 184H223V186H224ZM246 185H248V186H246ZM6 186V187H5ZM137 186V190L135 189V187ZM141 186V187H142ZM150 186H148V188L150 187ZM198 186V187H197ZM227 186H228V184H227ZM226 185L223 187L224 189H226V190H223L224 192L226 191L227 192V187ZM261 186V185H260ZM146 187V186H145ZM162 187L164 188V191L162 190ZM166 187V188H165ZM178 187V188H177ZM188 187L191 189V187L193 188V187H195L193 190L191 189V190H189L188 189ZM212 187V188H213ZM219 187H218V189H219ZM262 187V186H261ZM131 188H134L135 190H133L132 191V189ZM182 188V189H181ZM200 188V190L202 191H200L199 190V193L201 192V193H203L204 192V197L202 196V198L199 196V193H198V191H197V189H199ZM233 188V189H232ZM250 188V190H253V189H251ZM2 189H4V192H3V190ZM5 189H8V190H5ZM130 189V190H129ZM174 189H175V192H174ZM177 189V190H176ZM181 189V192L179 191ZM186 189H188V190H186ZM210 189L208 190V191H210ZM242 189V188H241ZM240 189V190H241ZM244 189V192L246 191L245 189L246 188H243ZM122 191V193H121V191ZM127 190V191H126ZM142 191V192H140V191ZM167 192H166V191ZM195 190V191H194ZM217 190V189H216ZM228 190L230 191V188H228ZM12 191V192H11ZM20 191V192H19ZM126 191V192H125ZM130 191H132L133 192V194H132V192H130ZM157 191V193H155ZM163 191V192H162ZM178 191V192H177ZM184 191L185 192H188V193H184ZM192 191H194V197H192L191 195H192ZM197 191V192H196ZM213 191V192H212ZM238 190L236 189V192H237ZM242 191V190H241ZM249 191V190H248ZM14 192V194H9V193H13ZM127 195L126 196V198H125V194ZM140 192V195L139 194H136V193H139ZM166 193L165 194V196H168V197H166L165 199L163 198V197H161V199L163 198L164 200H161L160 198H159V195L161 194L162 196H164V194L163 193ZM170 192V193H169ZM181 193V196H180V193ZM192 192V193H191ZM223 192V193H224ZM235 192V191H234ZM239 192V191H238ZM244 192H243V195H244ZM251 192V191H250ZM249 192V193H250ZM4 193V194H3ZM6 193V194H5ZM8 193V194H7ZM23 193V194H22ZM135 193V194H134ZM154 193H155V197H153V195H154ZM159 193V194H158ZM169 193V194H168ZM246 193V192H245ZM252 193V192H251ZM1 194H2V196H1ZM117 194V195H116ZM119 194H120V196H123L125 199H126V201H125V199L123 198V197H120L119 198ZM122 194H124V195H122ZM129 194H130V196H129ZM158 194V195H157ZM172 194V196H173V198H171V197H169V195H171ZM183 194V195H182ZM236 194V193H235ZM238 194H241V192L240 193H238ZM248 194V193H247ZM133 195V196H132ZM139 197H138V196ZM144 195V196H143ZM148 195V196H149ZM188 195V196H187ZM10 197V198H8V197ZM13 196H14V198H13ZM118 196V197H117ZM129 196V197H128ZM186 196V197H185ZM195 196H197L196 198H195ZM201 198L200 200H198L199 199V197ZM208 196V195H207ZM255 196H257V195H255ZM3 197V198H2ZM18 197V198H17ZM127 197H128V199H127ZM132 197L134 198V197H136V202L132 199ZM144 197V198H143ZM177 198V201H176V199L175 198ZM182 197H184V198H182ZM187 197H189V198H187ZM253 197V198H252ZM25 198V199H24ZM138 198H141V199H139L138 200ZM150 198H153L152 199V201H153V203L155 202V204H156V206L157 205H159V204H161V201H164L166 204L168 203V201L166 200V199H168L169 200V202H170V204L168 203L167 204V206L166 207H168V205L170 206V207H168L167 209H166V207L164 206V204L162 205L161 204V207H163L164 206V208H163V211L162 212H164L163 214H165V215H163V214H161L162 215V217H161V215H160V211H161V209H160V207H158V213H157V209L155 210L154 208L156 207V206H154V210L155 211H152L153 209H151V207H150V209H149V207L147 206V204H149V205H151V202L150 203H148V201H151V199ZM155 198H157L156 200H158V202H156V200H155ZM160 200H159V199ZM3 199V200H2ZM4 199H7L8 200V205L10 206V203H16L17 205H19V204H21L22 205V207L24 208V211H23V208H22V210H19V212L18 211H16V210H18V209H20V208H18V209H16L17 207H15V209H13V210H15V216H13V212H11L10 213V211L11 210H9L10 209V207L7 205V202H4ZM16 199V200H15ZM21 199H22V201H21ZM29 199V200H28ZM145 200V201H143V200ZM170 199L172 200V202L170 201ZM173 199L175 200L174 202H173ZM212 199V200H211ZM225 199V198H224ZM227 199H225V202H227ZM12 200V202H10ZM13 200H15V201H13ZM25 200H28V201H25ZM38 200H40V201H38ZM127 200H133L134 202H135V206H136V204H137V202L139 201V203H138V205L137 206H139V207H141V208H145V210H140V208H138L137 207V209L135 210V207L133 206L134 204V202H131V205H132V209H131V206H130V204L128 205L127 203L129 202V201H127ZM241 200V201H240ZM30 201V202H29ZM125 201V202H124ZM140 201H142L143 202V205H145L144 203H147L145 206H143V205H139L140 203L142 204V202H140ZM185 201H186V203H185ZM10 202V203H9ZM20 202V203H19ZM25 202H29L28 204L30 205L31 204V202H34V204L32 203L31 205H32V207H31V209L33 208V207H35L36 209H33V210H31L30 208V212L31 213H28V211H29V209H27L28 207H30L29 205H25L24 203ZM176 202H177V204H176ZM203 202H204V204L205 203H207V204H205V205H203ZM224 202V201H223ZM3 203H6V204H3ZM23 203V204H22ZM123 203H125V205L123 204ZM152 203V207H153V204ZM174 203V205H172ZM191 203V204H190ZM243 203V204H242ZM119 204H123L122 206L121 205H119ZM130 206L129 208L131 209V212H128V206ZM178 204H179V206H180V208L182 207V209H178L179 210V213L177 212V211H175L176 212V214H175V212H174V210H176V207H178ZM187 204V205H186ZM189 204V205H188ZM216 204V205H215ZM247 206H246V205ZM251 204V205H250ZM6 205V206H5ZM185 205V206H184ZM225 206V208H224V206ZM226 205H230L228 208H227V210L228 211H226ZM125 206V207H124ZM171 206H175V209H174V207L172 208ZM201 206H204V207H201ZM207 206V207H206ZM210 206V207H209ZM250 206V207H249ZM260 206V207H259ZM146 207H148V209L146 208ZM233 207H234V209H233ZM238 207V208H237ZM247 209H246V208ZM9 208V209H8ZM115 208H117V209H115ZM124 208V210H125V213H126V218L124 217V219L127 221V223H126V221H125V224H123V222H124V219H123V217H121V215L123 214V216H125V213H124V210H122ZM127 208V209H126ZM169 208H170V210H169ZM187 208H188V210H187ZM199 208H201V209H199ZM210 208H211V210H210ZM218 208H221L220 210L221 211H226L225 213H223V212H221V214L219 213L220 212V210L218 209ZM229 208H230V210H229ZM236 208V209H235ZM129 209V210H130ZM139 209V210H138ZM173 209V210H172ZM7 210H9V211H7ZM12 210V211H13ZM121 210V211H120ZM132 210H135V213H133L134 211H132ZM147 210H149V211H147ZM165 210H166V212L167 211H169V212H171L172 211V213L173 214H171L170 213V215H169V213L167 214L166 212H165ZM182 210H185L184 211V213H183V211ZM3 211H4V213L5 212H7V213H5V215H4V213H3ZM20 211H22V213L24 212V213H27V214H23V217L21 218V217H19L20 215H22L21 213H20ZM27 211V212H26ZM37 212V216H36V214L34 213V212ZM115 211H116V213H115ZM123 211V212H122ZM127 211V212H126ZM139 211V212H138ZM143 211H145V212H143ZM189 211V212H188ZM198 211V212H197ZM208 211H213L214 212V214L216 215H211L212 214V212L210 213V212H208ZM9 212V213H8ZM49 212V211H48ZM122 212V213H121ZM143 213V215H140V213ZM147 212V213H146ZM152 212H154L155 214H152L151 215V213ZM180 212H181V214L183 215L182 217H181V215H180ZM206 212V213H205ZM215 212H217V213H219V214H217V213H215ZM16 213H18L19 215L17 216V214ZM34 213V214H33ZM42 213V214H41ZM54 213V214H53ZM108 213V214H109ZM113 213H111L110 215H112ZM128 213H129V215H128ZM131 213L133 214V217H129L130 215H131ZM141 213V214H142ZM145 213H146V215H149L150 217H147L148 218V220L150 219V221L151 220H153V218L152 217H154L155 219V223H156V221L158 222L159 221V218L158 217H160V218H165V220H163V219H161L160 221H162V223L160 224V223H158L157 225L158 226H160V227H162V225H163V223H169V222H167V221H170L172 218V221H171V223H169V225H165V227L163 226L162 228H161V230H160V228L157 226L156 227V229L158 230V231H160V232H162L164 235H162L161 237H160V235L162 234V233H160L159 234V232L155 229V224L154 225H152V223H153V221H151V222H149L150 224H149V226H154V227H151V228H153V230H155V233H153V230H151V228L148 226V222L147 221H144V215H145ZM207 213H209L210 215L208 216L207 215ZM9 214H11V216H9ZM28 214H31V216L30 215H28ZM39 214V215H38ZM90 214V215H89ZM102 215V217H100L101 215ZM177 214H179L178 216H176ZM27 215V219H28V217H29V221H23V219H25V220H27L26 219V216ZM34 215V216H33ZM42 215H44V216H47L48 218H42V219H40V217L39 216H41V217H44V216H42ZM51 215H53V216H51ZM94 215V216H93ZM98 215H100L99 217H98ZM135 215H136V217H135ZM166 215H168V217L170 216H172L173 215V217H169V220H168V217L166 216ZM186 215V216H185ZM218 215V216H217ZM6 216V217H5ZM51 216V221L54 223V224H56V227L55 228H53L54 226H53V223H51L50 224V222H49V220H46V219H49V217ZM115 216V215H114ZM132 216V215H131ZM139 216V217H138ZM164 216V217H163ZM167 218H166V217ZM5 217V218H4ZM9 218V219H11V220H9L8 219V221H10V222H8V226H7V228L6 227H1V226H3V222H5L7 219L6 218ZM14 217L16 218L17 217V219H19V222H18V220L17 221H13V219H14ZM36 217L37 218H39V220H37L36 219ZM55 217H57V218H55ZM129 217V218H128ZM142 217V220L145 222V224L144 223H141V222H143L141 219L140 220H138L139 218H141ZM52 218H53V220H52ZM54 218H55V221L56 222H54ZM103 218V219H102ZM131 218H135V221H141L140 223L138 222L137 224H136V222H134V225H133V221H129ZM147 218L145 217V219L147 220ZM152 218V219H151ZM6 219V220H5ZM34 219H36V220H34ZM44 219L46 220V221H44ZM58 219V220H57ZM157 219V220H156ZM219 219H220V221H219ZM222 219V220H221ZM5 220V221H4ZM15 220V219H14ZM42 221L43 220V222H44V224L46 225V226H48V227H45V225H42V231H41V228H35V231H41V232H43L42 234H40V231H39V234H37V232H35L34 231V228L33 227H31L33 230H30V228H29V224H31L32 226L34 225L35 226V224L37 223V222H39V221ZM61 220H62V222H61ZM112 220H115L114 218L112 219ZM132 220V219H131ZM134 220V219H133ZM3 221V222H2ZM22 221H23V223L24 222H28V224H26V227H25V230L27 229V231H33V232H35V234L37 235V236H35V234H34V236L32 235V233L33 232H25V230L23 231V235L25 234L26 235V237H28V239H25L24 238V236L22 235L21 236V230H23L22 228H21V226H17V225H21V223H22ZM49 222V224H46L45 222ZM64 221V222H63ZM108 221V222H107ZM122 221V222H121ZM47 222V223H48ZM93 222V224L92 225H90V230L94 227V225H95V223ZM109 222H112L111 224H112V227H111V225L109 224H107V223H109ZM129 222V223H128ZM219 224H218V223ZM15 225H14V224ZM107 224L106 225V227L104 226V224ZM115 223V224H114ZM130 223H132V224H130ZM13 224V226H11ZM146 224H147V226H146ZM222 224V225H221ZM30 225V226H31ZM49 225L51 226L52 225V227H50L49 228ZM126 225H128V226H130V227H127ZM136 225H137V227H136ZM142 225H144L143 227H142ZM221 225V226H220ZM11 228H10V227ZM28 226V227H27ZM64 226V227H63ZM116 226V227H115ZM170 226V227H169ZM17 227V228H16ZM36 227V226H35ZM46 229H45V228ZM119 227V228H118ZM123 227V228H122ZM166 227H168V228H166ZM222 227V228H221ZM8 229L7 231H6V229ZM10 228V229H9ZM13 228H15V230H13L12 231V229ZM49 228V229H48ZM118 228V229H117ZM121 228V229H120ZM128 228V229H127ZM220 228V229H219ZM4 229V230H3ZM17 229L19 230V232H20V234L18 235V232L17 233H15V235H13V233H9V232H14V231H17ZM36 229H38V230H36ZM53 229V230H52ZM56 229V231L54 232V230ZM63 229V230H62ZM126 229L128 230L127 232H125L126 231ZM162 229H164L165 231H166V234H165V232H164V230H162ZM167 229V230H166ZM48 231V230H50V231H52V232H46V231ZM134 233H132V232ZM150 231H152V233L155 235L154 237L152 236L153 234L150 232ZM3 232H5V233H3ZM47 234H46V233ZM56 232H58L57 234H56ZM129 232H131L132 233V235H129V234H131V233H129ZM139 232V234L138 235H141L142 233H143V235H141V236H143V237H141V236H139V238H138V235H137V237L135 236L137 233ZM144 232H149V233H145V236H147L148 234H150V235H148L147 237H145L144 236ZM4 235H3V234ZM53 233V236L51 235ZM119 233H121V235L119 234ZM123 233V234H122ZM27 234H28V236H27ZM116 234H118V235H120V237L121 238H123V239H118L116 236ZM158 234V235H157ZM8 235V236H7ZM16 235L17 236H19V237H17L16 238ZM29 235H30V237H32V238H34V239H31V238H29ZM38 235H41V236H39L40 237V239H38L39 240V244H37V243H35V241L37 242V238H38ZM125 235V236H124ZM157 235V236H156ZM4 236H6V239H5V237ZM44 236H45V241L43 240V241H41L43 238H44ZM52 236V237H51ZM124 236V237H123ZM127 236H128V238H127ZM135 236V237H134ZM165 236V237H164ZM169 236H172V237H169ZM179 236H180V238L181 239H183V236H184V233H183V231H181L180 233H179ZM3 239H2V238ZM7 237H10V239L9 238H7ZM36 237V238H35ZM43 237V238H42ZM53 237V238H54ZM59 237H61V239L59 238ZM107 237H109V238H107ZM131 237V238H130ZM132 237H134L135 238V240H134V238H132ZM151 237V238H150ZM156 238V239H153V238ZM158 237H159V239H158ZM215 237V238H214ZM11 238H12V240H14V241H11ZM63 238L65 239V240H63ZM128 240L127 242H129V244H130V242L132 241V246L131 245H129V244H127V242H125V240L126 239ZM143 238H145V240H144V242H142V243H140L141 242V240L143 239ZM152 239V240H155V241H150V242H147L146 241V239ZM173 238V239H172ZM30 239V240H29ZM36 239V240H35ZM109 239V240H108ZM125 239V240H124ZM139 239H141L140 241H139ZM160 240V243H161V245L159 244V246H158V240ZM163 239V240H162ZM4 241V243H3V241ZM6 240H10V241H6ZM25 240V241H24ZM109 241L108 242V244H107V242L106 241ZM118 240H120L119 241V245H118ZM24 241V242H23ZM28 241V242H27ZM34 241V242H33ZM66 241V242H65ZM156 241H158L157 243H156ZM25 242L27 243V245L25 244ZM89 242H91V241H89ZM136 242H138V243H136ZM156 243V245L154 246V244H152V243ZM228 242V243H227ZM122 245H121V244ZM124 243V244H123ZM125 243H126V245H128V246H126L125 245ZM136 243V244H135ZM190 243V242H189ZM240 243L242 244V245H240ZM251 243V244H250ZM8 244V245H7ZM25 244V245H24ZM37 244V245H36ZM102 244V243H101ZM107 244V245H106ZM142 244H143V247H145L146 249H147V247L149 246H151V248H153L154 250H157L158 248H159V251H158V253H157V251H156V255L155 254H153L152 255V253H153V251H150L149 250V253L152 255L151 257H154L153 258V260H151V257H150V259H147L146 260V258L148 257V256H150V255H148L147 256V254H146V252H148V249H147V251H145V248H144V250H143V248H142ZM145 244H146V246H145ZM149 244V245H148ZM66 245H67V243H66ZM90 245V246H89ZM91 245H92V247H91ZM136 245V246H135ZM140 245V246H139ZM148 245V246H147ZM8 246V247H7ZM12 246V247H11ZM115 246V247H116ZM119 246L123 249V251L120 249L119 250ZM122 246H124L125 248L127 247H131L136 253H133V251L131 250V251H129V255L130 254H132L131 256H132V259H130L131 258V256L129 257V255H125V256H128V258H129V260H128V258L127 257H125L123 254H127L126 252H124V251H127L128 252V249L126 250V249H124ZM6 247V248H5ZM82 247L84 248L85 247V253L87 254V256L89 257V258H91V259H89V262H88V264L89 263H91V261H93V263H95V264H98L99 262L100 263H102L103 262V260L102 259H100L99 258V260L96 262V260H97V258L95 257V256H93L92 254H94L95 252V250H93V248H94V245H93V243L92 244H90V243H88V246H87V244H82ZM108 247H110V248H108ZM134 247H137L138 248V250L139 251H137V250H135L136 248H134ZM231 247V248H230ZM241 247V248H240ZM1 248H2V251L3 250H7L8 249V251H4V252H1ZM11 248V249H10ZM108 248V249H107ZM117 248V247H116ZM157 248V249H156ZM162 248H163V250H162ZM246 248V249H245ZM91 249V250H90ZM95 249V248H94ZM113 249V250H112ZM152 249V250H153ZM224 249V250H223ZM255 249V250H254ZM13 252H12V251ZM23 250V251H22ZM89 250V251H88ZM92 250H93V252H92ZM108 250V251H107ZM109 250H111V251H119V252H116V253H114L113 254V252H111V251H109ZM141 250V251H140ZM242 250H243V252H244V255H245V253H247L245 256L242 254L241 255V253H242ZM245 250V251H244ZM18 251V252H17ZM102 251H104V252H102ZM105 251H107L106 253H105ZM234 251H236V252H234ZM254 251V252H253ZM8 254H10V255H8ZM11 252L12 253H14L15 255H13V254H11ZM26 252V253H25ZM109 252H111L112 254H110ZM124 252V253H123ZM137 252H139L138 254H137ZM159 252H160V255H161V257H158L157 255H159ZM162 252V253H161ZM240 252V254H238ZM248 252H250L249 253V255L250 256H248L247 257V255H248ZM5 253H6V257H5ZM19 253V254H18ZM22 253H24V254H22ZM90 253H92V254H90ZM111 256V257H109V255ZM121 253H123V254H121ZM2 254V255H1ZM89 254L91 255V256H89ZM103 254V255H102ZM105 254V255H104ZM106 254H107V257H106ZM135 254V255H134ZM140 254H141V257H140ZM252 254V255H251ZM97 255V256H98ZM121 255H123V257H119V256H121ZM143 255V256H142ZM159 255V256H160ZM240 255V256H239ZM255 255V256H254ZM9 256V257H8ZM92 256L94 257L93 259H92ZM103 256V257H102ZM157 256V257H156ZM244 256V257H243ZM1 257H0V259H1ZM14 257H16V259L14 258ZM87 257V258H88ZM140 257V258H139ZM145 257V258H144ZM240 257V258H239ZM245 257H247V258H245ZM13 258V259H12ZM120 258V259H119ZM149 258V257H148ZM250 258V259H249ZM4 259H6V260H4ZM7 259H9L8 261H7ZM94 259H96L95 261H94ZM113 259V258H112ZM244 259V260H243ZM91 260V261H90ZM119 260V261H118ZM121 260V261H120ZM159 261V262H157V261ZM5 261H7L6 263H5ZM87 261H88V259H87ZM113 261H114V259H113ZM114 261V262H115ZM127 261V262H126ZM136 261V262H137ZM147 261V262H146ZM150 261V262H149ZM156 261V262H155ZM103 262V263H104ZM114 262H113V264H114ZM115 262V264H117ZM251 262V263H250ZM258 262V263H257ZM99 263V264H100ZM133 263V262H132ZM41 264H44V261L43 260H41ZM92 264V263H91ZM135 264V263H134ZM137 264H140L139 262H137Z\"/></svg>",
  "mask_w": 264,
  "mask_h": 264
},
{
  "label": "snow or ice",
  "instance_id": "3",
  "mask_svg": "<svg viewBox=\"0 0 264 264\" xmlns=\"http://www.w3.org/2000/svg\"><path fill=\"white\" fill-rule=\"evenodd\" d=\"M240 6L245 7L246 5ZM85 7L77 0H52V2L50 0H40L36 5L38 11L37 21L45 30L58 35L63 34L66 38H79V46L82 49H87V56L92 62L93 72L96 73L97 69L100 70L97 74L98 80L108 73V63H111L109 81L118 74H128L129 69L126 63L119 59L118 55L114 56L113 52L109 51L107 47L100 45V40L104 38L103 35L99 38L89 36L87 31L78 30L77 24L70 23L68 18L61 19L62 16H84L86 15ZM153 7L157 13L179 12L188 16L191 30L201 37L223 34L225 39L241 38V42L245 44L258 41L260 48L264 49V30L258 36L231 32L223 18L213 12V9L219 8L221 5L209 2L201 3L197 0H165L164 3ZM261 7L264 8V0H261ZM89 18L91 19V17ZM113 27H116V25H113ZM214 223L215 221L206 219L195 211H191L186 218L181 219L176 224L177 254H185L187 246L186 255L189 257L183 264H242L240 261L224 258L220 245L213 243L206 235L210 232V226ZM181 231L184 233L183 239L179 236ZM64 236L71 237L72 233H61V237ZM50 243L52 248L49 250L48 256L45 257L37 253V259L32 264H41V260L44 261V264H76L68 252L70 245L64 244L63 241L58 243L55 238ZM261 248H264V243L261 244ZM259 264H264V258H261Z\"/></svg>",
  "mask_w": 264,
  "mask_h": 264
}]
</instances>
